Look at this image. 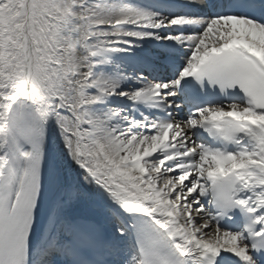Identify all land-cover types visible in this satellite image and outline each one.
<instances>
[{"label":"snow or ice","instance_id":"snow-or-ice-1","mask_svg":"<svg viewBox=\"0 0 264 264\" xmlns=\"http://www.w3.org/2000/svg\"><path fill=\"white\" fill-rule=\"evenodd\" d=\"M0 264H264V0H0Z\"/></svg>","mask_w":264,"mask_h":264}]
</instances>
